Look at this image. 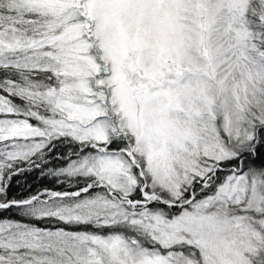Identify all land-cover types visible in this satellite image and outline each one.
<instances>
[{
    "label": "snow or ice",
    "instance_id": "obj_1",
    "mask_svg": "<svg viewBox=\"0 0 264 264\" xmlns=\"http://www.w3.org/2000/svg\"><path fill=\"white\" fill-rule=\"evenodd\" d=\"M0 264H264V0H0Z\"/></svg>",
    "mask_w": 264,
    "mask_h": 264
},
{
    "label": "trees",
    "instance_id": "obj_2",
    "mask_svg": "<svg viewBox=\"0 0 264 264\" xmlns=\"http://www.w3.org/2000/svg\"><path fill=\"white\" fill-rule=\"evenodd\" d=\"M25 183L31 185L33 191H35L37 188H40V187H54L53 185H51L47 181H41V180L36 179V178H34L32 176H28L25 179H22L20 181V185H24ZM55 187L56 188H59L58 185H56ZM13 191L15 192L16 189L14 188ZM21 191H23L22 188H21Z\"/></svg>",
    "mask_w": 264,
    "mask_h": 264
}]
</instances>
